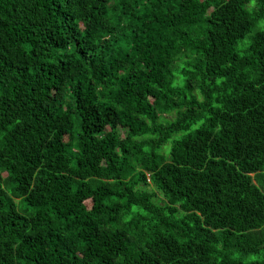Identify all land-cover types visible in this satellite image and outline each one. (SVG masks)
Segmentation results:
<instances>
[{
    "label": "trees",
    "instance_id": "1",
    "mask_svg": "<svg viewBox=\"0 0 264 264\" xmlns=\"http://www.w3.org/2000/svg\"><path fill=\"white\" fill-rule=\"evenodd\" d=\"M263 176L264 0H0V264H264Z\"/></svg>",
    "mask_w": 264,
    "mask_h": 264
},
{
    "label": "rangeland",
    "instance_id": "2",
    "mask_svg": "<svg viewBox=\"0 0 264 264\" xmlns=\"http://www.w3.org/2000/svg\"><path fill=\"white\" fill-rule=\"evenodd\" d=\"M261 179H263L264 180V176H263V178H261ZM260 185H261V183H259ZM158 195H160V197H162V195L158 192Z\"/></svg>",
    "mask_w": 264,
    "mask_h": 264
}]
</instances>
